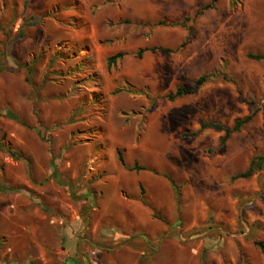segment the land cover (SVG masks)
Instances as JSON below:
<instances>
[{"label": "rangeland", "instance_id": "374dc122", "mask_svg": "<svg viewBox=\"0 0 264 264\" xmlns=\"http://www.w3.org/2000/svg\"><path fill=\"white\" fill-rule=\"evenodd\" d=\"M0 66V263L264 264V0H0Z\"/></svg>", "mask_w": 264, "mask_h": 264}, {"label": "trees", "instance_id": "16d2710c", "mask_svg": "<svg viewBox=\"0 0 264 264\" xmlns=\"http://www.w3.org/2000/svg\"><path fill=\"white\" fill-rule=\"evenodd\" d=\"M151 49H159V50H161L163 52H169L170 51V49L163 48V47H153ZM144 50H145L144 48H139L138 51H137L138 56H141L143 54ZM123 55H124L123 51H118V52L110 55L107 58V65L111 66L118 58H121ZM250 56L253 57V58H257V59L262 57L260 54H250ZM1 70H2V66H0V71ZM204 80H205V76L199 77L196 80V85L201 84ZM194 90H195V87L187 88V87H184V86H177L175 88L174 92L168 95V98L170 100H173V99H175L177 97H181V96H184V95H187V94H191ZM10 115H11V113H10ZM252 116H253V113H250V114L246 115L243 118H239V119L235 120L234 124L231 127H226V126L221 125L220 123L212 122V121L202 122L201 123V129L202 128H206V127H211V128L217 129V130H223L224 131V135L221 137V142H224L232 132L240 130L244 124L249 122L251 120ZM11 117L14 118V119H17V117H15L14 115H11ZM0 148L9 149L8 147L3 146L1 144H0ZM10 152L15 157L18 156L14 151L10 150ZM117 159L120 162V164L125 169H128V170L138 171V170H143V169L146 168L145 166L140 165L137 162H133L132 164L126 163L124 161L122 153L120 151H117ZM263 167H264V155H260V154L254 155L250 159L248 167L244 171H241V172H238V173L234 174L231 178L232 179L249 178L255 172H257L258 170L262 169ZM53 177L56 180L59 181V178H58L59 175L57 174V171H56L55 168H54ZM59 182L68 184V181H66V180L65 181L64 180L63 181L60 180ZM90 195H91V191L87 192L85 196L87 197V196H90ZM254 244L259 248L260 252L263 254V257H264V241L263 240H255ZM146 245H147L148 248H150L152 251H154L152 249L153 248L152 245H149L148 242H145V246ZM0 264H2V263H0ZM3 264H36V263L34 261H28V262H22V263H20V262H6V263H3Z\"/></svg>", "mask_w": 264, "mask_h": 264}]
</instances>
